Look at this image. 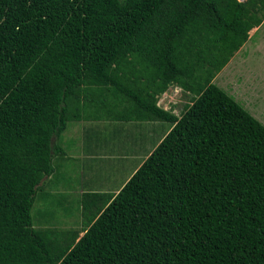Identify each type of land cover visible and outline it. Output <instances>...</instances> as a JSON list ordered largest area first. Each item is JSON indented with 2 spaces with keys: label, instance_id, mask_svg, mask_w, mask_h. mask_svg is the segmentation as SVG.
<instances>
[{
  "label": "trees",
  "instance_id": "trees-1",
  "mask_svg": "<svg viewBox=\"0 0 264 264\" xmlns=\"http://www.w3.org/2000/svg\"><path fill=\"white\" fill-rule=\"evenodd\" d=\"M263 21L264 0H0V264H264V125L213 83ZM100 111L171 125L79 227L35 222L58 139Z\"/></svg>",
  "mask_w": 264,
  "mask_h": 264
},
{
  "label": "rangeland",
  "instance_id": "rangeland-1",
  "mask_svg": "<svg viewBox=\"0 0 264 264\" xmlns=\"http://www.w3.org/2000/svg\"><path fill=\"white\" fill-rule=\"evenodd\" d=\"M213 83L231 95L264 125V21L262 25L254 28L249 33L247 43L235 53L228 65L213 80ZM183 95L180 87H170L159 98V106L177 116H181L185 106L191 104V96L188 93ZM98 113L99 115L97 116L101 118L98 121H94L95 124L98 123V131L102 132L101 142L96 152L91 154L92 158L87 153L82 156L81 161L83 163H81L82 171L80 175H85V178H81L79 182L75 181L72 183L73 189H80L85 192L104 188L105 185L111 189L119 186L131 174L132 171H129V169L131 168L132 170L136 163L140 161L142 154L148 152L151 147L153 148L152 151L154 150V146L162 136V132H165L171 125L166 123L153 128L152 125L145 126L146 122L142 124L132 122L118 123L107 120L105 118L107 116H103L104 113L101 115V111ZM86 114L94 117L90 111ZM73 124H69V129L63 133L65 134L64 138H69L68 142L70 143H79V141L82 143L80 139L76 140L73 135L68 133L73 131L76 124L80 126L78 123ZM109 125L111 129H109ZM161 130L163 131L161 132ZM130 142H134V146ZM67 148L71 150V153L75 151L74 147L72 151V145L70 144H67ZM133 153L136 154L137 159L128 160L126 163L122 160L124 155ZM70 171L77 172L78 168L75 165V168L70 169ZM64 172V169L60 170L57 177L62 173L65 174ZM68 173L72 174L69 171ZM63 188H65V185ZM57 192H60V194L50 191V193H55L52 198L56 199L52 201H48L49 198L47 199L44 193L39 194L33 209V218L36 222L41 209L46 211L52 208L61 220L60 223L65 222L67 224L66 226L63 224L58 226L64 231L69 228L68 224L70 221L73 224L80 222L82 218L79 216V211H81L79 210L80 201L75 199L76 194L73 192L68 193L67 190H60V188ZM66 198H70L72 202L69 208Z\"/></svg>",
  "mask_w": 264,
  "mask_h": 264
},
{
  "label": "crops",
  "instance_id": "crops-1",
  "mask_svg": "<svg viewBox=\"0 0 264 264\" xmlns=\"http://www.w3.org/2000/svg\"><path fill=\"white\" fill-rule=\"evenodd\" d=\"M167 92V91H166ZM165 92V93H166ZM164 93V94H165ZM164 94H162L161 96H163ZM158 106H159V101H158ZM160 108H162L161 106H159ZM82 123V124H81ZM133 123V122H132ZM76 123H74L73 125H75ZM78 124H80V126H77V124L74 126V129L72 132H68L70 135H73L74 138H76V140H81L82 143L79 141V143H73V142H68L69 138H64L65 134H63L58 141H60V143L62 142L63 146H64V152L60 153L56 158L55 161L56 163H58V166L61 168V170H65V174H61L60 176H58L59 178H57V176H53L55 177V179L53 177H51L49 180H53V182L50 183V181H48L45 184V190H49L51 192H56L53 188L51 189V187H55V183L57 184V187L60 190H67L68 193L69 192H73L76 194L75 199H78L81 202V199L83 198L84 193H86L84 190H80V189H73V185L72 183H74L75 181L79 182L81 178H85V175H80V172L82 171V164L83 161L82 160V156L84 154H91L96 152L98 145L101 142V131H98V123L95 124L94 120H90V121H81ZM142 124V123H139ZM165 123L163 122H146L145 126L148 125H152L153 128L154 127H158L161 125H164ZM147 128V127H146ZM69 129V127H68ZM109 129L110 125H109ZM170 127L167 128V130H165V132H162L163 130H161L162 132V136L158 139L157 144H155L154 149L160 144V142L162 141V139L166 136V134L168 133ZM116 130V129H115ZM114 137V136H113ZM86 140H88L86 142ZM125 142V141H124ZM133 146H134V142H130ZM67 144L72 145V151H73V147L75 148L74 152L71 153V150H69L67 148ZM152 147L150 148V150H148V152L142 154L143 156L140 157V161L138 163H136V166L134 168L129 169V171H132L131 174L128 175V177H126V179L124 180V182H122L121 184H119V186H117L116 188H108L106 185L104 188H100V189H94L92 190L91 193H109L112 195H117L119 193V191L122 189V187L125 185V183L132 177V175L136 172V170L143 164V162L149 157V155L154 151H152ZM67 151V152H66ZM152 151V152H151ZM79 153V154H78ZM93 156H91L92 158ZM123 161L126 163L128 162V160H132V159H137L136 154H128V155H124L122 157ZM89 159V158H88ZM76 165V168H78L77 172H72L70 171V169H74ZM71 172L72 174L68 173ZM58 175V174H57ZM65 185V188H63ZM74 191H80V192H74ZM67 196H70L68 194H66ZM71 197V196H70ZM72 198V197H71ZM74 199V198H73ZM66 201L68 202V208L71 206L72 202L70 201V198L67 199ZM79 216L83 217L82 214V208L81 205L79 204ZM49 213V209L44 211L42 217L44 216V214H48ZM52 214V213H51ZM83 218H81L80 222L82 221ZM80 222H78L80 224ZM77 223V224H78ZM77 224H75V226H77ZM78 224V227H79ZM66 226V225H65ZM73 226V223L70 221L69 224V228H73L75 227ZM77 227V228H78ZM68 228V229H69ZM84 235V232H82L80 234V237H82Z\"/></svg>",
  "mask_w": 264,
  "mask_h": 264
},
{
  "label": "clouds",
  "instance_id": "clouds-1",
  "mask_svg": "<svg viewBox=\"0 0 264 264\" xmlns=\"http://www.w3.org/2000/svg\"><path fill=\"white\" fill-rule=\"evenodd\" d=\"M171 87H173V86H171ZM178 87V86H177ZM163 109V108H162ZM165 110V109H164ZM167 111V110H166Z\"/></svg>",
  "mask_w": 264,
  "mask_h": 264
}]
</instances>
